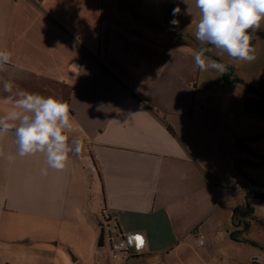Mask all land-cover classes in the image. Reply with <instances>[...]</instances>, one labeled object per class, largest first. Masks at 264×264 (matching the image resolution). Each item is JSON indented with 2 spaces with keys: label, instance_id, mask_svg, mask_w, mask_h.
Returning <instances> with one entry per match:
<instances>
[{
  "label": "crops",
  "instance_id": "crops-1",
  "mask_svg": "<svg viewBox=\"0 0 264 264\" xmlns=\"http://www.w3.org/2000/svg\"><path fill=\"white\" fill-rule=\"evenodd\" d=\"M136 1L146 0L0 7V50L12 53L0 71V115L11 107L2 101L18 90L54 96L70 105V135L84 145L66 169L47 175L41 154L11 163L0 157V264H252L239 260L244 247L229 237L235 206L228 203L257 198H236L242 173H221L209 152L191 145L206 133L222 155L218 139L229 134L239 147L241 132L232 113L221 121L212 112L224 100L216 103L215 81L194 65L193 13L179 7L174 15L177 0H170L165 20L168 7L155 12ZM9 81L12 93L4 91ZM240 148L250 156L234 159L236 169L264 166L262 151ZM0 151L15 152L11 134L0 137ZM116 232L142 233L147 245L112 260Z\"/></svg>",
  "mask_w": 264,
  "mask_h": 264
},
{
  "label": "clouds",
  "instance_id": "clouds-1",
  "mask_svg": "<svg viewBox=\"0 0 264 264\" xmlns=\"http://www.w3.org/2000/svg\"><path fill=\"white\" fill-rule=\"evenodd\" d=\"M183 2L187 5L186 0ZM194 4L199 13L194 35L200 48L194 52L193 59L200 72L214 70L223 75L228 71L226 63L208 55L212 48L218 55L226 54L238 63H251L256 59L252 36L264 24V0H194ZM179 12V7L173 10L174 15ZM185 13L191 15L189 7ZM172 24L178 27L179 21L174 19ZM11 62L12 53L0 50V71ZM13 88L11 81L4 84L5 92L12 93ZM2 102L11 107L0 115V137L11 134L15 152L5 154L0 151V157L11 163L17 156L41 154L46 164L41 175H47L49 168L66 169L71 155H81L83 140L70 135L75 123L68 102L27 90H18ZM137 236L143 240V244L137 247L139 251L147 245V238L136 234L130 242ZM198 243L203 246V238Z\"/></svg>",
  "mask_w": 264,
  "mask_h": 264
},
{
  "label": "rangeland",
  "instance_id": "rangeland-1",
  "mask_svg": "<svg viewBox=\"0 0 264 264\" xmlns=\"http://www.w3.org/2000/svg\"><path fill=\"white\" fill-rule=\"evenodd\" d=\"M14 2L15 0H0V7L8 5L10 7H28L24 4L27 2V0H16L15 3L17 4H15V6H12L11 3L14 4ZM186 2L188 6L184 2H182V0H177V7L190 8L191 12L193 13L194 21L192 25V31L194 34L196 22L199 21V13L198 10H196L195 8L194 0H186ZM174 3V1L170 2V0H146L144 2L136 1L135 7H153L156 12L157 10H162L163 7H174ZM177 20L184 22V12H181V15L179 14V16H177ZM253 38V46L255 48L256 59L251 63H238L232 60L226 54L224 56H220L217 54V51L214 48H212L211 52L219 56L222 60L234 65L236 68V72L240 77H242L255 87L259 89H264V24H262L260 30L253 33ZM191 41L193 40L191 39ZM195 42L196 41L192 43L195 44ZM191 47L193 48V46ZM208 73L211 79L215 81L214 83H216L213 88L214 90H212V92H214L212 95L214 96L216 103L218 105L220 104V98L222 96L224 100L221 110L220 106L218 108H214V111H212L214 115H216V117H220L221 121L223 120V118L229 121L230 117H228V115L229 113H232L233 117L237 118L238 124L241 127V132L239 133V135L245 137V142H247V144H249L252 149L262 151L264 153V136L257 138L254 137V135L252 136V134L258 132L259 130V132H264V116H260L259 114L253 112L244 111L242 106L243 99L247 96V94H249L248 89L243 84L238 83L229 84V86H225L220 81V73L214 70H209ZM243 94H245L244 98ZM204 113L206 112H203L202 114ZM231 120L237 122L236 119L232 118ZM233 140V137H231L229 134L222 137V139L220 140L218 139V145L216 146V148L220 149L221 145L223 144L222 155L216 150V153L211 150V139L207 137L206 133L194 135L191 145L197 151H200L201 149L203 154H205V152H209V162L211 161L213 168L219 169L220 172L224 174H232V169L234 170V173H237V169L233 166L234 159L243 158L244 156H250L249 152L246 149L240 148V146H233ZM212 142H214V140H212ZM262 159H264V157H262ZM243 168L244 169L242 170L246 173L249 178L254 180L255 183H260V181H264V166H251L245 164ZM239 177L246 184H244L243 182H237L241 183L242 186L240 188L241 190L236 194V198L239 196L240 198H243L241 195L247 194V190L250 188L251 184L249 183V181H247V178H245L243 174H240ZM248 195L251 196V193H249ZM243 201L244 198L239 201H231L228 203V205H230L233 209L234 206H240ZM250 204L253 207L254 213L250 218V226L249 229L245 232V236L248 238H252L256 241L262 242L264 244V201L252 198L250 200ZM193 239L195 238H193L192 235L187 236L186 238V241L187 243H189L190 246H193L194 244ZM240 245H242L241 247L244 248L242 253H239V260H249V262L251 263V259L254 257V261L258 262L259 264H264V248H261L259 246H253L247 242H240ZM109 256H111L110 248ZM187 256L189 257V254H187ZM111 259L115 260L112 257Z\"/></svg>",
  "mask_w": 264,
  "mask_h": 264
},
{
  "label": "trees",
  "instance_id": "trees-1",
  "mask_svg": "<svg viewBox=\"0 0 264 264\" xmlns=\"http://www.w3.org/2000/svg\"><path fill=\"white\" fill-rule=\"evenodd\" d=\"M171 11H172V7H168L165 20H167L170 17ZM253 43H254V38L252 36V45ZM198 45L200 48L199 43ZM208 55L228 65V71L222 75V81L224 83L236 82L239 84H243L248 89L249 94L243 99L244 110L247 112H254L261 116H264V89H259L254 85H252L251 83H249L248 81H246L245 79H243L242 77H240L237 74L234 65L228 63L227 61L222 60L219 56L211 53V51L208 53ZM263 136L264 133L254 135V137L256 138ZM235 143L238 146L246 147L247 149L252 150L251 147H249L248 144L245 142V137L243 136H236ZM260 164H263V161H260ZM237 170L238 172L246 175V173L243 172L239 167L237 168ZM248 178L249 177L247 176V179ZM248 180L251 186L247 190L246 196L248 197L249 196L248 194L251 193V196L256 197L261 201H264V191L261 190V188L264 189V184L255 183L250 178ZM253 213H254L253 207L249 205L247 202L241 204L240 206L239 205L235 206L231 216V227L229 231V237L230 239L237 242H247L253 246H259L261 248H264V244L262 242L256 241L252 238H248L245 236V232L249 229L250 218L253 215ZM251 261L252 264H256V261H254V257L252 258Z\"/></svg>",
  "mask_w": 264,
  "mask_h": 264
},
{
  "label": "built area",
  "instance_id": "built-area-1",
  "mask_svg": "<svg viewBox=\"0 0 264 264\" xmlns=\"http://www.w3.org/2000/svg\"><path fill=\"white\" fill-rule=\"evenodd\" d=\"M241 186V183H237V188H241ZM261 190L264 191V189L262 188ZM136 234H141L143 236V234L139 232H116L114 237L110 241L111 257L117 259L122 256H131L141 253L144 247H142L141 250L138 251V242L136 240H131L130 242V238L135 236ZM193 235L196 238L197 243L201 238H203L197 229L193 230ZM198 245L200 244L198 243Z\"/></svg>",
  "mask_w": 264,
  "mask_h": 264
},
{
  "label": "snow or ice",
  "instance_id": "snow-or-ice-1",
  "mask_svg": "<svg viewBox=\"0 0 264 264\" xmlns=\"http://www.w3.org/2000/svg\"><path fill=\"white\" fill-rule=\"evenodd\" d=\"M135 240L138 242L137 243V247L141 246L143 244V240L141 237L137 236L135 237Z\"/></svg>",
  "mask_w": 264,
  "mask_h": 264
}]
</instances>
